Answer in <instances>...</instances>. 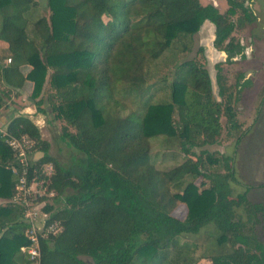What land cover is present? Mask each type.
Wrapping results in <instances>:
<instances>
[{"label":"trees","instance_id":"trees-1","mask_svg":"<svg viewBox=\"0 0 264 264\" xmlns=\"http://www.w3.org/2000/svg\"><path fill=\"white\" fill-rule=\"evenodd\" d=\"M227 2L232 15L236 5ZM45 4L47 19L35 15L36 0H0L1 84L10 90L29 82L30 98L42 113L38 107L47 85L53 93L47 100L54 119L67 126L60 140L81 155L75 167L65 169L49 157L47 143L28 118L13 117L5 127L8 137L33 141V153L40 159L30 163L28 172L50 163L48 190L63 196L64 207L50 215V221L60 222L62 232L39 239L40 264H195L183 253L187 248L179 239L197 234L207 224L216 226L214 242L220 247L208 256L210 264H261L249 253L246 237L237 233L234 209L243 204L262 219L264 205L247 203L246 192L230 197L229 157L199 151L190 168L180 166L165 175L189 173L194 180L208 181L202 189V183L183 185L179 179L169 185L149 157L148 141L156 137L175 139L186 156H193V149L218 144L222 116L227 137L239 143L234 98L226 90L230 86L215 76L216 101L202 66L191 61L175 65L176 54L188 50L191 36L205 21L215 27L214 47L234 51L232 42L222 46L232 23L197 0ZM21 66L29 68L24 76ZM163 69L167 71L162 74ZM156 82L168 89L167 101L145 102L142 112L123 118L111 108L120 102L113 97L117 84L135 94ZM6 96L0 92V103ZM5 139L0 135V264H28L20 252L29 245L23 234L27 223L19 206L10 202L20 164ZM202 162L220 166L223 173H210L208 168L202 172ZM175 203L185 207L183 219L171 216ZM14 211L17 215L11 219Z\"/></svg>","mask_w":264,"mask_h":264},{"label":"rangeland","instance_id":"rangeland-1","mask_svg":"<svg viewBox=\"0 0 264 264\" xmlns=\"http://www.w3.org/2000/svg\"><path fill=\"white\" fill-rule=\"evenodd\" d=\"M36 1L38 3V10L35 15L37 18L42 17L47 19L49 11L45 0ZM197 1L202 6L211 3L222 13L228 9L224 0ZM254 2L248 7V11L255 9V26L252 27L253 24L247 22V20L244 21L245 17L239 10L231 18L232 22L235 23V29L231 35L234 42L242 43L246 58L228 61L221 50L212 47V28L204 24L199 31L191 36L188 50L176 54L177 59L175 63L177 66L183 62L191 61L202 66L208 75L211 76L212 95L216 101H219V98L215 76L219 75L223 79V84L226 87L230 86V89L226 90L234 98L232 108L235 113V120L240 127L237 132V134L241 135L239 143H234L235 137H227L225 118L222 116L220 118L222 131L218 144L193 149V156L191 154L188 156L181 154L178 150V142L175 139L151 138L148 141V148L151 164L155 170L163 173L164 176L169 175L170 171L180 166L185 169L190 168L194 165V156H198L199 151L212 154L215 158H220L221 156L229 157V165L233 174V182L230 184V197L235 199V196L246 192L247 203L264 205V69L261 60L256 62L254 60L255 58H259L257 56L259 52L264 60V55H262L264 53V38L263 36L259 37V39L255 38L252 31L255 27L264 28V17H262V13H264V0H255ZM244 6L246 7L247 5L245 4ZM178 47L179 45L174 46L175 49H178ZM250 61L252 63L249 64ZM166 71L167 69H163L162 74L166 73ZM172 71L173 66L168 71L169 78L172 77ZM247 73L249 77H247V80H244ZM30 91V86L24 87V91L21 94H17L18 98L8 102L11 110H5L4 108L0 111L1 135L6 134L3 123L5 124L9 119L10 112L12 110L20 112V114H24L37 127L41 139L48 145L47 154L49 157L65 169L75 167L81 155L66 146L65 141L60 140L62 129L67 126H65L64 121L54 119L55 112L51 111L47 100V98H53L48 97L49 95H53L52 91L47 85L44 87L41 95L42 103L38 107L44 111L43 113L37 110L34 100L30 98V101H28L27 97H30ZM115 91L113 97L120 98V102L116 106L112 104L111 108L114 107L116 109V114L120 118L132 113L138 114L142 112L145 102L154 104L167 101L169 93L166 86L158 82L149 85L143 91L135 94H128L129 90L127 87L124 88L119 84L116 85ZM10 97L13 96L10 94ZM66 130L69 133H73L71 127H68ZM33 150H35L34 146L31 154L28 156L29 165L40 159L39 153H33ZM204 157L205 155H202V158ZM202 164H204L202 172H206V168H208V172L210 173H223L220 166L215 164L208 166L205 162H202ZM49 167L52 174L53 169L50 163H43L38 168H32L30 178L38 179V174H45ZM165 178L169 185L181 180L183 185L190 181H193L196 185L202 183L203 185H200L199 189L208 186V181L201 178L194 180L193 176L189 173L183 175L177 173L174 176H165ZM30 189L34 191V195L27 201V211L33 215L35 219L34 225L43 229L46 224L51 222L50 215L52 216L56 211L64 207L63 196H55L53 191L50 194V191H47V194L44 196L43 190L39 188V185L35 181L31 184ZM170 192L174 193L175 191L171 189ZM46 207H51V210L44 211L43 209ZM185 212V207L177 203L170 210L171 216L178 219H183ZM234 214L235 221L239 225L237 233L246 237L249 253L255 256L257 262L264 264V217L261 219L257 215L258 219H256V215H253L252 211L243 204L234 209ZM16 215L17 212L14 211L10 218L14 219ZM217 234L216 226L214 224H207L197 234L181 237L179 244H185L187 249H183V253L193 260L195 259V264H210L208 256L212 252L214 253L215 250L220 249L214 242ZM169 253L173 255V250H170Z\"/></svg>","mask_w":264,"mask_h":264},{"label":"built area","instance_id":"built-area-1","mask_svg":"<svg viewBox=\"0 0 264 264\" xmlns=\"http://www.w3.org/2000/svg\"><path fill=\"white\" fill-rule=\"evenodd\" d=\"M1 135V133H0ZM6 139L4 143L13 152V156L16 161L20 164V170L16 175V180L13 186V195L10 200L11 203L19 206L21 209L22 220L27 223V227L24 230V237L28 240L29 245L27 247H21L20 252L26 256L28 264H40V250H39V239L53 238L62 232V226L58 220H52L46 224L43 229L38 228L34 225V217L29 213L27 201L34 195V191L30 189L31 184L36 182L39 188L43 190L44 196L47 194L49 184V177L51 174L50 167L44 174H38L37 178H30L31 172H28L29 159L28 156L31 154L33 149V141L27 137H8L7 134H3ZM38 180V181H37ZM45 188V189H44ZM53 193V192H52Z\"/></svg>","mask_w":264,"mask_h":264},{"label":"flooded vegetation","instance_id":"flooded-vegetation-1","mask_svg":"<svg viewBox=\"0 0 264 264\" xmlns=\"http://www.w3.org/2000/svg\"><path fill=\"white\" fill-rule=\"evenodd\" d=\"M231 1L236 5V7L233 8V14L232 15H228V13H227V11L230 9V4H228L227 0H224V3L227 4L228 9H226L225 11H223L224 13H222L221 11H218L216 9V7L213 6V4L210 3L208 5H211L212 7H214L217 10L218 14L224 16L227 21L231 22L232 25H233V30L235 29V23L232 22L231 18H232V16H234V14H236V11L237 10H239L243 14V16L245 17V20L244 21L247 20V22L253 24L252 27L255 26L256 25L255 19H254L255 9L253 11H250V10L248 11V7H250L251 4L255 3L254 2L255 0H239V1L238 0H231ZM224 3H223V5H224ZM245 4L247 5L246 7L244 6ZM262 14H263L262 17H264V13H262ZM204 24H206V25L208 24L207 26H209V27L212 28V34H213L212 47L214 48L215 27L210 22H208V21H205L202 25L204 26ZM202 25H201V27H202ZM200 28H199V30H200ZM233 30H232L231 34L233 33ZM252 31H253V34H254V37L255 38H258L259 39V37H261V36H263V38H264V28L263 27L262 28L255 27V28L252 29ZM231 34L223 42L222 46H225L229 42H232L233 45H236V48L234 49V51H232L231 53H228L226 51H222L221 49H219V50H221L225 54V56H226V58H227L228 61H236L237 59H244V57H245L246 54L243 52L242 43L234 42L233 37H232ZM263 43H264V39H263ZM258 54L259 55H257V56H259V58H257V59L255 58L254 60H255V62L261 60L262 61V66H263V69H264L263 56L260 55V52ZM262 55H264V53ZM250 63H252V62L250 61L249 64ZM247 75H246V78H244V80H247V77H249V74L248 73H247ZM209 77L211 79V76H209ZM263 77H264V73H263Z\"/></svg>","mask_w":264,"mask_h":264},{"label":"crops","instance_id":"crops-1","mask_svg":"<svg viewBox=\"0 0 264 264\" xmlns=\"http://www.w3.org/2000/svg\"><path fill=\"white\" fill-rule=\"evenodd\" d=\"M203 6H205V5H203ZM3 63H6L7 64L8 63V60L4 61ZM19 70H20V74L22 76H24L28 72L29 68L27 66H21ZM26 86H30V88H31V84L29 82H24V84L22 85V88L21 89H12V88H10V90H6V88H5L6 86H4V84H1V82H0V92H3L5 94H7L6 97H1L2 100H1V103H0V111L2 109H4V108H5V110H8V109L11 110L10 107L8 106V102L9 101H12L13 99L18 98L17 97V94H21L22 91H24V87H26ZM10 94L13 97H10ZM27 98H28V101H30V97H27ZM34 101H36V100H34ZM11 104L14 106L13 103H11ZM19 115L20 116H24V114H20V112H14V110H12V112H10V114H9V119L7 120V122L5 124L7 125V123L10 121L11 118L16 117V116H19ZM5 124L3 123L4 128L6 127Z\"/></svg>","mask_w":264,"mask_h":264}]
</instances>
